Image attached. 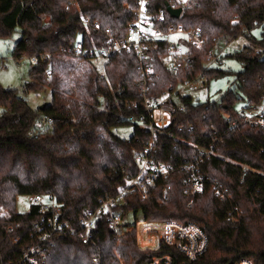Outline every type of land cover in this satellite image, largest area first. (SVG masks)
Listing matches in <instances>:
<instances>
[{
    "label": "trees",
    "instance_id": "1",
    "mask_svg": "<svg viewBox=\"0 0 264 264\" xmlns=\"http://www.w3.org/2000/svg\"><path fill=\"white\" fill-rule=\"evenodd\" d=\"M68 1L75 4L65 10ZM185 1L177 18L167 14V0H151L147 5L149 13L163 12L166 25L198 26L206 39L201 49L189 50L187 68L176 73L166 66L163 44L151 52L157 78L149 98L156 100L198 76L207 84L228 74L205 67L206 53L217 42L243 37L249 44L230 55L242 71L218 103L179 97L186 109L176 113L158 134L155 158L180 162L194 155L192 145L205 148L213 142L214 155L200 171L226 190L228 197L217 200L206 188L187 206L182 196L184 173L176 172L155 181L144 199L135 191L124 196L122 217L141 215L128 225L130 230L117 235L102 217L95 224L92 244L68 234L57 236L46 251V264H92L93 257L98 264H148L162 257L173 264L232 263L242 258L264 264V131L231 124L238 104L240 108L257 104L264 94V34L256 40L249 33L264 22V0ZM136 8L137 0H0V39L19 33L11 57L37 59L28 70L24 92L50 90V103L33 110L15 90L0 86V264H10L32 242L29 235L37 209L30 205L19 214L17 196L49 195L59 205L62 218L76 224L101 199L117 195L127 177L136 174L134 156L149 139V133L128 122V117L139 116L141 108L125 104L141 100L136 85L140 82L138 59L132 51L112 53L100 74L88 57L86 68L73 78L79 91L73 93L71 88L64 89L73 66L63 52L77 39L88 51L105 47L104 35L88 29L84 18L97 21L103 32L122 36ZM71 92L81 100L72 98ZM38 115L51 117L53 124L32 138L27 132ZM180 124L191 129L178 131ZM127 125L131 126L128 139L111 132ZM166 186L169 191L164 200ZM233 209L237 220L228 222L225 218ZM167 220L198 225L207 239L205 252L186 263L174 248L159 243L147 224ZM15 223L17 227L5 233ZM13 238L18 242L12 244Z\"/></svg>",
    "mask_w": 264,
    "mask_h": 264
},
{
    "label": "built area",
    "instance_id": "2",
    "mask_svg": "<svg viewBox=\"0 0 264 264\" xmlns=\"http://www.w3.org/2000/svg\"><path fill=\"white\" fill-rule=\"evenodd\" d=\"M151 0H137V8L134 12V18L128 23L125 33L119 36L110 30L104 32L100 30L97 21L84 18V25L95 32H101L104 35L105 47L99 49L87 50L83 46L81 39L74 41L73 45L63 52L68 61L73 65L86 63V59L94 63L96 59H105L112 53L132 51L138 59V70L140 82L136 83L141 100L136 103L133 100L125 104L130 108H141L138 117H128V122L138 125L140 132L149 133V139L145 146L134 156V161L138 167L133 177H127L125 186L112 197L101 199L91 211L73 224L68 219L62 218L59 205L51 196L35 194L32 196L31 205L36 207V217L31 224L30 238L32 242L29 246L15 258L10 264H46V251L54 245L57 236L68 234L76 236L83 244H92L94 239V229L97 220L105 217L110 228L117 235L130 230L128 224L122 216V200L129 192H137L139 197L144 199L148 195L149 187L153 186L155 181L166 179L176 172L184 173L182 184V196L187 201V206H191L195 198L203 194L207 188L217 200H223L228 197L226 190L211 178L206 177L200 167L203 162L214 155V143L210 142L208 147L192 145L196 151L189 159L180 162L164 163L155 158L157 136L166 128L170 119L178 113L185 111V105L179 101V97L185 96L181 90L193 91L198 89L200 76L191 81L179 84L175 89L168 90L159 95L156 100L149 98L148 94L157 74L154 68L152 51L164 47L166 66L173 72H179L188 66V52L190 49H201L205 43V36L200 27L196 26L189 29H183L180 26L166 25L162 11L149 13L147 5ZM75 2L68 1L64 7L65 10ZM170 8H180L185 4L181 0H167ZM205 67H211L213 63H221L219 55H213L209 50L205 56ZM37 59L31 58V63L35 64ZM102 72V70H98ZM49 73L46 75V80ZM235 119L231 122L233 125H245L251 128L264 131V94L259 98L257 104L236 110ZM225 118L229 115L223 114ZM53 124L51 117L38 115L32 127L28 130L27 136L37 138L41 132L50 128ZM178 131L190 130L191 127H184L182 124L176 125ZM168 135L170 133H167ZM169 186L164 188L163 199L167 200ZM235 209L231 210L225 220L235 222ZM17 227L15 223L12 227H7L5 233H10ZM127 227V228H125ZM147 229L156 234L159 243L174 248L185 258L186 263L194 261L202 255L207 248V239L203 230L195 223H180L176 221H151L147 224ZM18 238L11 239V243L18 242ZM92 264H98L96 257L92 258ZM148 264H173L169 258L162 257ZM210 264H254L251 259L242 258L232 263H210Z\"/></svg>",
    "mask_w": 264,
    "mask_h": 264
},
{
    "label": "rangeland",
    "instance_id": "3",
    "mask_svg": "<svg viewBox=\"0 0 264 264\" xmlns=\"http://www.w3.org/2000/svg\"><path fill=\"white\" fill-rule=\"evenodd\" d=\"M182 3L186 2L181 0ZM252 37L256 40H261L264 34V22L258 26H254L250 32ZM19 39V33L13 32L9 37L5 39H0V86L3 89L15 90L16 93L21 96L27 105L35 110L43 104L50 103V90L40 89V90H30L24 92L23 84L28 82V70L33 65L31 59L27 57H21L19 60H14L11 57V49L13 48L15 42ZM249 43L243 37H238L228 43L217 42L211 49L213 55L221 56V63H213V67L219 68L222 70L228 71V74L216 77L209 80L206 84L204 78H199V83L201 86L193 91L181 90L183 94L189 95L193 101L203 102L208 100L209 102L218 103L220 96L228 89L234 86V79L238 72L242 71L241 64L236 61L234 58L230 57L235 51L241 50L244 46H247ZM229 56V57H228ZM94 63L97 66V69L100 71L103 69V64L105 59H96ZM71 78H68L66 73V78L68 82L66 83L64 89H72L73 93H78V88H76L72 82L74 77L77 76L82 68H86V64L73 65ZM71 92L72 98H78L75 94ZM79 100L80 97L78 98ZM240 104L236 106V109L240 108ZM112 133L117 135L119 138L128 139L131 135V126H121L111 130ZM32 203V196L30 195H20L16 197L15 200V209L19 214H24L29 210V206ZM134 219H141V215L128 214L126 215L123 222L128 225L133 223ZM120 264H123L120 261Z\"/></svg>",
    "mask_w": 264,
    "mask_h": 264
},
{
    "label": "water",
    "instance_id": "4",
    "mask_svg": "<svg viewBox=\"0 0 264 264\" xmlns=\"http://www.w3.org/2000/svg\"><path fill=\"white\" fill-rule=\"evenodd\" d=\"M165 10L169 16L172 18H177L181 13V8H170L168 4L165 5ZM44 104L39 107V109H43Z\"/></svg>",
    "mask_w": 264,
    "mask_h": 264
}]
</instances>
